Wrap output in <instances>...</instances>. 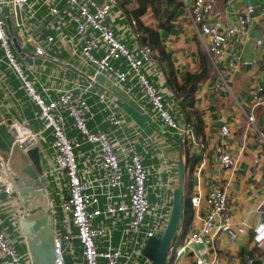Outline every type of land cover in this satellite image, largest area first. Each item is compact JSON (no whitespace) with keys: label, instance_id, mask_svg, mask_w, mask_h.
I'll return each instance as SVG.
<instances>
[{"label":"crops","instance_id":"0c3cea01","mask_svg":"<svg viewBox=\"0 0 264 264\" xmlns=\"http://www.w3.org/2000/svg\"><path fill=\"white\" fill-rule=\"evenodd\" d=\"M193 0H159L148 5L143 12L137 14L139 4L136 0L124 2L119 0L116 7L106 17L116 37L125 43L130 51L137 55V40L131 38L130 32L136 30L141 34L139 42L154 48L157 63L146 62L141 71L164 94L165 103L171 114L179 121H192L197 135L200 136L203 147L192 151L189 142L166 126L154 114L144 89L137 82L135 72L130 71L124 58L113 61L118 70L126 71V79L113 88L110 77H115L112 71L106 72L108 98L113 102L112 110L121 119L119 124L105 119L107 110L98 103V93L102 90L101 82L96 79L95 85L84 93L89 94V101L94 104V113L87 121V127L94 132H108L114 143V149L121 164L129 162L133 153H139L143 163L151 175L148 178L150 188L149 199L152 208L160 201L159 193L167 185V198L172 201V192L178 184V161L181 155L183 162V195L207 194L217 177L223 185L228 197V205L233 226L244 227L238 241L232 244L225 232L209 236L202 245L196 246L200 254L217 255L223 264L234 262L242 264L243 258L249 254L255 258V264H264V243L257 245L252 240L253 228L257 225L260 211L264 210V153L263 145L257 140V130L264 132V104L253 106L252 90L264 86V25L261 23V13L264 0H236L231 5L226 0H215L212 18H217L224 25H235L236 16L246 11V5L252 3L250 12L253 22L248 31L233 36L225 46L224 58L213 64L204 46L205 40L200 39L186 17L184 5ZM59 15L55 17H40L12 31L18 34L19 43L32 52V46L25 38L39 40L46 49L44 61L35 57L32 63L36 68V86L47 88L46 99L56 98L60 91L69 89L76 84L87 86V73H93L91 62L82 57L80 46L84 37L77 35L76 26L71 14L76 10L65 2L59 3ZM3 13L9 22L16 24L10 5L3 6ZM23 16H28L29 10L21 9ZM90 32V33H89ZM87 32L91 35V31ZM154 33V34H152ZM24 35V36H23ZM54 37L55 43H48L45 36ZM257 39L263 43L258 44ZM17 42V41H16ZM18 44V42H17ZM106 47L94 51L97 57L105 52ZM163 50L167 57L163 56ZM233 52L236 58L233 57ZM27 61V60H26ZM227 73V86L216 87L219 73ZM110 76V77H109ZM191 76L195 78L190 79ZM194 84L193 88L191 86ZM169 89L174 93L168 94ZM192 100L190 101V99ZM134 101L135 107L129 101ZM190 105L197 114L190 112ZM39 109L27 95L23 83L12 68L5 62L0 49V152L10 155L9 150L13 134L9 128L12 118L27 123L34 131L41 128L37 118ZM252 114L249 122L247 116ZM199 117H198V116ZM4 120V121H2ZM66 132L70 139L79 141L77 158L80 162L79 174L83 180H95L96 150L91 142L81 134L80 130L67 119ZM227 124L229 134L220 135V127ZM38 143V150L44 170L46 193L44 205L50 200L60 204L66 190V178L57 176L48 170L53 168L51 131H46ZM222 144L227 152L236 160L232 168L222 170L215 159L217 144ZM20 150V149H19ZM20 153V152H18ZM16 165L11 168L13 177L30 163L26 152L18 154ZM10 162V160H9ZM160 183L157 189L155 184ZM126 181L122 187L111 188L95 186L99 191V208H104L108 200L114 203L127 202L125 192ZM161 188V190H160ZM48 207V206H47ZM20 199L15 193L7 196L0 192V221L6 232L7 240L23 255V264H31L25 238L18 228V215L22 213ZM58 214L61 211L58 206ZM204 209L202 205L199 213ZM192 217L185 231L181 226L173 245L178 246L189 229L199 225L198 212L192 207ZM166 213V212H165ZM169 214V212H168ZM131 214L127 211L113 214H101L92 219V224L101 228L104 235L98 242L100 249L114 248L129 242V220ZM140 241L138 248H141ZM81 246L74 239L69 247L64 249L65 264H84L81 258ZM1 257V255H0ZM141 254L135 257L134 264H147ZM175 264H194L192 254L180 256Z\"/></svg>","mask_w":264,"mask_h":264},{"label":"built area","instance_id":"2783aa9c","mask_svg":"<svg viewBox=\"0 0 264 264\" xmlns=\"http://www.w3.org/2000/svg\"><path fill=\"white\" fill-rule=\"evenodd\" d=\"M65 2L68 6L75 8L71 14V19L76 26V33L84 37L80 46L82 57L88 59L94 71L87 73L86 79L89 84L82 86L76 84L69 89L60 91L56 98L45 97L47 88L36 86V68L32 63L26 61L25 56L30 54L31 58L38 57L45 60L46 49L39 40L25 38L32 46V52L19 43L18 34L11 31L8 25V17L3 13V6L10 5L12 16L17 20V12L20 14V21L13 26L19 29L18 25H24L40 17H55L59 15V3ZM119 0H0V49L3 52L5 62L12 68L16 76L23 83L29 98L38 107L37 115L40 121V130H32L27 123L12 118L9 128L13 134L10 150L14 148L26 152L28 149L38 146L39 140L46 131H51L52 141L50 150L52 151L53 168L49 172H55L57 176L64 175L66 178V190L60 204H54L52 200L48 202L49 212L53 218V248L55 264H65L64 249L69 247L74 239L81 246V258L84 264H134L135 257L141 255V248L146 239L153 235H161L167 220L168 212L171 209V200L167 198L169 187L166 185L160 191V201L152 208L149 199L150 188L148 178L151 173L143 163L139 153H133L129 162L121 164L114 149V143L108 132H94L87 127V121L93 116L92 108L94 104L89 101V94L84 93L95 85L96 77L101 74L104 81L101 82L102 90L98 93V103L106 109L105 119L115 124H119L121 119L112 110L113 102L108 98L106 72L112 71L115 77H110L109 81L113 88L119 86L121 81L126 79V71L118 70L114 67L113 61L124 58L130 71L135 72L137 82L144 89V95L148 98L156 117L170 128L173 133L183 137L189 142L192 151L200 150L203 142L197 135L195 124L192 121H179L169 111L165 103L164 94L157 91V87L142 73L141 68L146 62L157 63V54L150 45L139 42L141 34L132 30L131 38L137 40V55H134L128 46L120 41L111 26L106 23V17L113 10ZM128 2L131 0H122ZM236 0H226L227 5H231ZM215 0H193L185 3L184 10L186 17L190 20L195 33L200 39L205 40L204 49L209 55L213 64L224 58L225 46L233 36L244 34L248 31L253 22L250 14L254 5L248 3L246 11L236 16L235 25H224L217 18H212ZM28 8V16H23L22 8ZM261 23L264 25V9L261 13ZM12 26V24H11ZM91 31V35H89ZM87 32H89L87 34ZM24 36V35H23ZM15 37L20 49L15 45ZM48 43L56 41L51 35L45 36ZM258 44H262V39H257ZM106 47L102 56L97 57L94 51L99 47ZM29 53L22 54L23 49ZM233 57L236 58L235 52ZM227 73H219L216 87L227 86ZM92 84V85H91ZM168 94L174 93L169 89ZM253 106L264 104V86H258L252 90ZM66 118L71 120V124L77 127L88 142L94 145L95 154V180H83L79 174L80 162L77 158L76 149L80 142L70 139L66 132ZM252 122L253 116H247ZM4 121V120H2ZM220 135L229 134L227 124L220 127ZM257 140L263 145L264 153V132L257 130ZM215 159L220 169L232 168L235 159L226 151L224 146L217 144L215 149ZM10 155L0 152V171L6 170L7 180L0 178V192H4L9 197L14 191L13 176L14 171L10 167ZM217 177H214L211 188L207 194H192L190 203L193 209L198 212L199 225L189 229L178 246L172 243L167 253V264H175L176 260L188 253L192 254L194 264H223L217 255L200 254L196 246L202 245L209 236H215L219 232H225L229 241L235 244L239 236L244 233L241 225L233 226L231 223V213L228 205L227 192L223 185L219 184ZM126 181L125 192L127 202L114 203L108 200L106 207L99 208L98 201L100 192L95 186H107L111 188L122 187ZM162 184L156 183L158 189ZM162 188V186H161ZM160 188V190H161ZM204 209L199 213L201 206ZM58 206L61 216L58 214ZM127 211L131 214L129 220V242L127 247L121 243L117 247L100 249L98 242L105 234L104 231L92 224V219L101 214H113L115 212ZM166 212V213H165ZM21 214L18 215V220ZM252 240L255 244L264 243V210L260 211L257 225L253 228ZM142 241L141 248L138 245ZM0 264H23L24 257L19 250L6 238V232L1 227L0 221ZM149 264V260L146 259ZM242 264H255V258L246 254ZM226 264H235L228 262Z\"/></svg>","mask_w":264,"mask_h":264},{"label":"water","instance_id":"95a60500","mask_svg":"<svg viewBox=\"0 0 264 264\" xmlns=\"http://www.w3.org/2000/svg\"><path fill=\"white\" fill-rule=\"evenodd\" d=\"M17 20L20 21V14L17 12ZM11 31L17 30L16 26H11ZM13 41L18 49L19 45L15 37ZM29 53L27 49L22 50V54ZM25 59L32 62L30 54ZM96 79L104 81V76L99 74ZM128 101L135 107L134 101ZM138 108V107H137ZM30 159L20 173L13 178L15 194L20 199L22 213L18 220V228L25 238L27 251L31 264H55L53 248V218L49 208L43 204L46 193L44 184V170L39 150L34 146L26 151ZM183 194V162L180 155L178 161V184L172 192L171 209L166 226L161 235L148 237L142 246L141 254L149 260V264H167V253L171 243L177 236L181 226Z\"/></svg>","mask_w":264,"mask_h":264},{"label":"trees","instance_id":"16d2710c","mask_svg":"<svg viewBox=\"0 0 264 264\" xmlns=\"http://www.w3.org/2000/svg\"><path fill=\"white\" fill-rule=\"evenodd\" d=\"M136 1L139 4V8L137 9V12H138L137 14H140L141 12H143L148 5L153 6V4L155 5V3L159 2V0H136ZM152 34H154V33H152ZM160 51H161L163 56H165V57L168 56L163 50H160ZM167 58H169V57H167ZM193 78H195V76L190 77V79H193ZM193 86H194V84L191 86L190 89H192ZM191 100H192V98L190 99V101ZM190 112L191 113L194 112V114H197V111L191 105H190ZM192 211L193 210H192V206L190 203V198L187 197L186 195H183V207H182V213H181L183 231H185V229H186L185 227L187 226V224L191 220Z\"/></svg>","mask_w":264,"mask_h":264},{"label":"rangeland","instance_id":"374dc122","mask_svg":"<svg viewBox=\"0 0 264 264\" xmlns=\"http://www.w3.org/2000/svg\"><path fill=\"white\" fill-rule=\"evenodd\" d=\"M18 152H22L21 150H19L18 148H15L12 152V156H11V159H10V167H12L13 165H16L18 163V159L20 156H18ZM6 155V153H4Z\"/></svg>","mask_w":264,"mask_h":264},{"label":"bare ground","instance_id":"6f19581e","mask_svg":"<svg viewBox=\"0 0 264 264\" xmlns=\"http://www.w3.org/2000/svg\"><path fill=\"white\" fill-rule=\"evenodd\" d=\"M0 178H2L3 180H7L6 170H1L0 171Z\"/></svg>","mask_w":264,"mask_h":264}]
</instances>
